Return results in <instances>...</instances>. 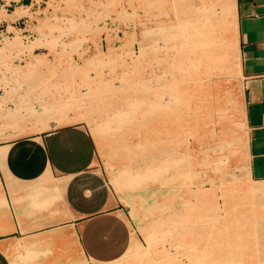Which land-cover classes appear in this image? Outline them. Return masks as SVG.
<instances>
[{"label":"crops","instance_id":"1","mask_svg":"<svg viewBox=\"0 0 264 264\" xmlns=\"http://www.w3.org/2000/svg\"><path fill=\"white\" fill-rule=\"evenodd\" d=\"M145 3V0H126V11L132 10L142 19ZM184 4L190 15L196 12L197 0H184ZM20 7H28L30 14L1 18L0 43L15 32L23 43L27 42L24 39L29 41L41 35L42 39H48L47 31L39 23L45 21V16L49 19V0H0V11L5 14ZM229 7L233 51L238 59V99L247 178L262 181L264 0H229ZM179 23L163 25L170 27L174 35L167 44L162 43L161 35L131 23L133 31L124 39L118 34L101 33L96 45H90L93 54L99 51L95 46L103 52L124 45L128 95L120 101L116 97V103L133 104L138 112L133 121L127 118L122 123L121 119L119 123L123 126L111 125L103 135H93L91 129L101 122L94 109L96 104L103 103L98 86L109 84L107 69L96 68L97 73L104 74L98 85V75L93 70L84 68L70 74L68 69H55L49 62V94L42 102L45 110L41 111L43 108L38 104L32 106L42 114L32 118L34 124L28 123L31 129L27 132L18 134L17 129L13 134L8 128L0 132L3 154L0 156V264H117L116 260L127 250L134 252L138 243L145 247L140 229L149 223L150 213H157L149 211L150 205L168 201L177 211L180 189L176 192L174 182L173 190L168 191L164 186L167 176L159 172L165 162L161 153L167 141L172 142L171 147L175 141L166 134L164 121L156 123L155 135L145 127V105L161 104L165 99L144 94L148 83L143 65L148 57H156L160 82V72L166 70V56L172 55V47L167 46L176 45ZM38 49L51 56L45 46H37L32 52L38 53ZM58 72L62 73L55 79ZM114 72L117 78L121 74L117 68ZM111 82L112 86H118L117 81ZM70 88L76 91V102L72 101V105L68 103L70 100L65 101ZM92 88L99 89V95L87 97L85 94ZM35 119L43 122L41 129L37 128L42 122ZM134 122L137 127L130 125ZM123 147L127 154L122 152ZM180 147H174L173 151H182ZM109 150L111 154L107 156ZM105 163H110V171ZM134 175H138L136 180ZM173 176L176 177L175 170Z\"/></svg>","mask_w":264,"mask_h":264},{"label":"rangeland","instance_id":"2","mask_svg":"<svg viewBox=\"0 0 264 264\" xmlns=\"http://www.w3.org/2000/svg\"><path fill=\"white\" fill-rule=\"evenodd\" d=\"M197 1L196 12L190 15L189 9L184 8L187 7L184 0H145L144 18L138 19L136 12L130 10L127 13L126 0H49L51 7L49 19L45 16V21L39 23V26L47 31L48 39H42L41 35L40 38H30L29 41L25 39L27 42L23 43L20 36L15 41L6 40L10 37H4L0 43V132L8 128L16 134L17 129L20 131L32 118L42 114L37 113V109L32 106L38 104L39 107L45 108L42 102L49 94V62L55 65V69H68L70 74L84 68L93 70L95 76L98 75L96 80L98 85L104 74L97 73L96 68L107 69L109 84L98 86L103 103L96 104L94 109L96 117L101 120L96 125L101 127L97 135L106 134L111 125L113 128L123 126L119 123L121 118L124 121L127 118L133 121L138 114L134 105L119 102L128 95L125 87L124 45L108 48L103 52L95 46L99 50L97 54L90 51V45H96L101 33L118 34L124 39L133 31L130 28L131 23L135 26L138 23L143 30L161 35L162 43L167 44L169 37H165L167 35L163 30H170V27L163 25L173 21L181 22L178 26L183 23L181 26L183 28L179 26V29L177 26L178 31L174 39L176 45L167 46H172V55L166 56V70L160 72V82L157 77V58L148 57L143 65L148 83L144 94L165 99L162 105H145L144 124L149 128V132L155 135L156 128L150 127V124L159 121L168 106L177 107L176 95L184 88L183 86L190 85L187 81L183 83V77L196 78L195 69L198 64L196 48L202 41L199 26L204 22L211 29L213 21L220 18H223L227 29L231 26L230 7H227L229 0L224 2V11L220 10L221 13L218 12L216 16L214 7L216 12L219 11L218 6H214L216 0ZM29 14L28 7H20L15 8L10 14L0 12V19H14ZM37 20L40 22V19ZM230 34L225 32L229 44L228 57L234 54ZM37 46L47 47L51 56L41 53L39 49L36 50L38 53H33L32 50ZM30 52L37 55V60L45 59L46 62L38 65L36 60H25V55ZM97 57H102L105 62L99 65H96L97 62L87 64ZM136 59L135 57V63ZM186 63L188 66H184ZM190 66L189 74L182 71L183 69L188 71ZM116 68L121 70L118 78L114 72ZM22 71L27 72L23 79L20 78ZM61 73H56L55 79ZM231 73L233 76L229 77L227 97L225 96L221 102L229 119L222 121L214 114V123L211 126L213 134L205 132L203 127L212 111L213 99L210 98L209 103L208 97L204 96L200 105H197L196 99L193 104V97L198 94L191 92L192 97L188 103L192 116L187 117L188 121L185 114L178 118L177 124L180 127L177 128L179 135L176 137V146L171 147L169 143L172 142L167 141L166 149L161 153L165 162L161 164L159 172L161 176H167L164 186L172 191L176 182L175 186L178 189L176 192L179 189L181 192L180 204L176 206L177 213L174 211V204H169L168 201L166 204H156L155 207L150 205L149 211H157L158 214L150 213L149 223L140 229L145 247L138 243L137 249L134 252L127 250L122 258L116 260L117 264H264V199H262L264 194L257 196L243 191L250 185V179L247 178L246 165L243 166L244 129L238 99L239 73L236 70L233 72L231 70ZM211 79L216 80L217 77L212 76ZM111 81H117L118 86H112ZM75 93V88H70L65 96V101L70 100L68 102L70 105L72 101L76 102ZM98 95L99 92L95 93V96ZM116 97L119 99L118 103ZM120 114L121 117L117 121L116 117ZM35 120L41 123L39 119ZM136 124L134 122L130 125L137 127ZM198 133L199 139L197 136L193 138L192 135ZM186 143L189 148H185ZM174 147H180L182 151H173ZM126 150V147H123L122 152L125 154ZM174 158L175 162L171 160ZM105 165L110 171V163ZM165 165L167 167L162 168ZM137 178L138 175L133 176L134 180ZM202 192L205 195L198 200Z\"/></svg>","mask_w":264,"mask_h":264},{"label":"bare ground","instance_id":"3","mask_svg":"<svg viewBox=\"0 0 264 264\" xmlns=\"http://www.w3.org/2000/svg\"><path fill=\"white\" fill-rule=\"evenodd\" d=\"M216 1H217L216 3L214 2V6L217 5L219 11L216 12L215 7H214V16H216L218 14V12L221 13V11L224 9V2L226 0H216ZM209 7H210V5H209ZM227 7H229V6H227ZM0 12H4V11H0ZM182 24L179 25L180 28H183V27H181V26H183ZM179 26H178V28H179ZM199 29H200L199 34H200V37H201V40L202 41L199 43V45H197V48H196L197 63H198L197 66H196V69H195L196 70V72H195L196 78L192 79L190 77L184 76L183 77V83H185L187 81V82L190 83V85L187 86V85L184 84L187 87L183 86L184 88H182L180 90V92L176 95L175 101H177V103H178L177 104V107L170 108L168 106V108L165 111L164 116H162V118L159 121H156V122L150 124V127L153 128V127H156V123H158V122L162 123L164 121L165 122V126H166V134L168 136H171V138L174 141H176V139H177L176 137L179 135V133H177V128L180 127L179 124H177L179 122L178 121V118L182 114H185L186 121H188L187 120V117H191L192 116L191 115L192 113L190 114V112H191L190 109H189V106L190 105L188 103V101L192 97L191 96V92H192V94L193 93H196V92L198 94V96H195L194 95V97H193L194 100L192 102L193 104H195L194 102H195V99H196L197 105H200V103L202 101V97H204V96L205 97H208L209 103H210V98L213 99L214 104H213V106L210 105L212 107V109H211L212 111H211L210 115L207 116L208 117L207 123H205V125L203 127V129H204L205 132H207L208 134H213V128L211 126L214 123V121H213L214 114H217L218 117H220L222 119V121L223 120L225 121L226 119H229V116L226 115L225 110H224V108L221 105V102L224 99V97L228 94V91H229V89H228V82H229V79H230L229 77L230 76H233L232 73H231V70H232V72L235 71V70L238 72V59H237V56L235 54H231L230 57L227 56V52H228L227 50H228V45L229 44H228V38L226 36L227 34L225 35V32H229V34H230L231 33V26H230V28L227 29V27L224 25L223 18H220L218 20L215 19L213 21V27L211 29H209L208 28V25H206V23H204V22L199 26ZM163 31L162 32L165 35H167L165 37H170L173 34L171 32V30H168V29L167 30H163ZM17 39H19V35H18V32H15L12 37H10L9 39H6V40L15 41ZM26 59L27 60H36V62H38L37 63L38 65L39 64L40 65L41 64H44L46 62L45 59H43V60L42 59L37 60L38 59L37 58V55L32 54L31 52L30 53H27L25 55V60ZM92 62H97L96 65H99V64H102L103 62H105V59H103L102 57H97V58L92 59V61L88 62L87 64L90 63V65H92ZM186 65L188 66V63L184 64V66H186ZM190 70H191V66L188 69V71H186L185 69H183L182 71L188 72V74H189V71ZM26 75H27V72L26 71H22V73L20 74V78L23 79V78L26 77ZM212 76H216L217 79L216 80H212L211 79ZM220 76H222V77H220ZM238 86H239V84H238ZM97 92H98L97 89H93L92 88V89H89L85 95H87V97H89V96L94 97L95 96V93H97ZM238 92H239V90H238ZM230 97H231V95H230ZM228 98H227V100H228ZM43 110H45V108H43ZM119 118H120V115H117V117H116L117 121H119ZM21 119H23V118H21ZM123 121H121V122H123ZM172 121H173V123H172ZM39 122H42V121L39 119ZM182 122H184V121H182ZM27 123H29V122H27ZM27 123H25V124H27ZM107 124H105V126ZM43 126L44 125L42 124V126L40 127V129ZM100 128L101 127H97V126L93 127L91 129L93 135H96L97 136V131ZM172 128H173V131H172ZM30 129H31V127H29L28 125H24L21 128V130L18 131L19 132L18 134L27 132ZM103 132H105V129H104ZM170 132H172V133L170 134ZM100 134H102V133H100ZM192 136H193V138H195L197 136V138L199 139L200 134L198 133V134H194ZM178 139H180V138H178ZM225 141H227V140H225ZM240 141H241V139H240ZM243 143H244V139H243ZM188 144H190V141L188 142ZM188 144L187 143L185 144V148H189L187 146ZM0 153H1L0 156H2L3 154H2V151L1 150H0ZM110 154H111V150L108 152L107 156H110ZM1 159L2 158L0 157V160ZM244 165L245 164H243V166ZM165 167H167V166L165 165L162 168H165ZM164 170L165 169H163V172H164ZM249 181H250V185H248L245 189H243L244 192H247V193H249L251 195H257V196L264 194V180H262V181L249 180ZM202 193L203 194H201L198 197V200H200L203 197V195H205L204 192H202ZM211 194H213V193H211ZM262 199H264V198H262Z\"/></svg>","mask_w":264,"mask_h":264},{"label":"built area","instance_id":"4","mask_svg":"<svg viewBox=\"0 0 264 264\" xmlns=\"http://www.w3.org/2000/svg\"><path fill=\"white\" fill-rule=\"evenodd\" d=\"M25 40V39H24Z\"/></svg>","mask_w":264,"mask_h":264}]
</instances>
